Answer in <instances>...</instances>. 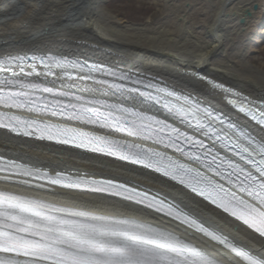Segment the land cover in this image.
<instances>
[{
  "label": "snow or ice",
  "instance_id": "snow-or-ice-1",
  "mask_svg": "<svg viewBox=\"0 0 264 264\" xmlns=\"http://www.w3.org/2000/svg\"><path fill=\"white\" fill-rule=\"evenodd\" d=\"M192 77L193 88L230 109L133 68L49 48L0 52V129L115 158L130 172L137 169L126 166L159 173L235 218L232 226L244 237L239 242L206 227L186 210L189 202L177 203L163 187L154 190L120 171L71 172L0 155V179L55 196L117 197L210 237L235 254L230 264H264V96ZM0 264L219 261L176 232L135 217L0 190Z\"/></svg>",
  "mask_w": 264,
  "mask_h": 264
},
{
  "label": "bare ground",
  "instance_id": "bare-ground-1",
  "mask_svg": "<svg viewBox=\"0 0 264 264\" xmlns=\"http://www.w3.org/2000/svg\"><path fill=\"white\" fill-rule=\"evenodd\" d=\"M107 3L108 0H0V52L49 48L117 69L133 68L221 108L230 106L189 83L193 72L252 98L264 96V54L258 55V65L252 56L258 49L264 51V0H153L154 11L145 20L132 23L123 21ZM0 155L71 172L107 175L120 171L123 178H135L145 186H154V190L163 187L177 197V203L189 202L188 210L237 242L244 238L228 216L148 171L136 168L130 172L120 169L122 163L117 161L16 137L3 130ZM0 188L75 202L96 212L135 217L176 232L219 264L237 259L202 233L165 222L128 203L86 193L55 196L1 179ZM189 196L194 199L189 201Z\"/></svg>",
  "mask_w": 264,
  "mask_h": 264
},
{
  "label": "rangeland",
  "instance_id": "rangeland-1",
  "mask_svg": "<svg viewBox=\"0 0 264 264\" xmlns=\"http://www.w3.org/2000/svg\"><path fill=\"white\" fill-rule=\"evenodd\" d=\"M152 1L153 0H108L107 5L109 8L115 9L120 13L119 17H121L123 21L126 19V21L132 23L145 20L147 15L154 11V6L152 7L151 3ZM261 54H264L262 49H258L257 52L252 54V56L254 55L255 57V60L253 59L255 65L260 64L261 60L259 56H261ZM262 56L264 60V55Z\"/></svg>",
  "mask_w": 264,
  "mask_h": 264
}]
</instances>
